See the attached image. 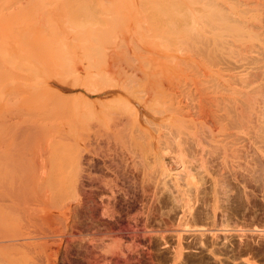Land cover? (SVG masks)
Returning a JSON list of instances; mask_svg holds the SVG:
<instances>
[{
	"label": "rangeland",
	"instance_id": "374dc122",
	"mask_svg": "<svg viewBox=\"0 0 264 264\" xmlns=\"http://www.w3.org/2000/svg\"><path fill=\"white\" fill-rule=\"evenodd\" d=\"M98 1L86 0L57 19L33 15L28 29L17 31L18 39L31 36L30 45L25 39L17 40L26 43L23 47L17 46L15 38L8 45L19 52H13L12 61L10 49V56L7 46L1 49L11 64L0 59L7 64L0 65L11 71L6 67L0 73L9 75L0 80V264H210L206 250L215 239L221 254L234 264L242 258L264 264V161L255 160L254 180L261 196L256 189L248 194L242 185L225 180L213 217L210 185L191 148L180 143L176 118L167 113L179 91L197 93L196 79L210 68L209 57L205 60L202 50L195 53L192 48L196 37L182 25L175 29L167 17L172 11L164 13L178 3L157 0L162 16L158 9L140 11L146 0H119L124 2L120 9L119 2L105 0L112 10L99 6L92 15ZM147 1L156 8L154 0ZM166 1L174 5L166 6ZM89 4L92 11L85 14ZM114 4L119 10L112 14ZM175 8L191 12L184 11L188 4L183 10ZM71 10L80 22L73 21ZM81 13L85 18L89 14L88 19ZM53 20L59 22L57 33ZM40 36L42 43L37 41ZM184 81L188 88L180 90Z\"/></svg>",
	"mask_w": 264,
	"mask_h": 264
},
{
	"label": "bare ground",
	"instance_id": "6f19581e",
	"mask_svg": "<svg viewBox=\"0 0 264 264\" xmlns=\"http://www.w3.org/2000/svg\"><path fill=\"white\" fill-rule=\"evenodd\" d=\"M54 1L55 0H0V32H3V33H0V39L1 40L3 39L0 42L1 43L0 45L1 46L3 45V47L0 48V56H1V54H3L2 55L3 58H1L2 57L1 56L0 59L9 60L8 64H11L10 59H11V61L14 60V58H13V57H15V56H13L14 53L17 54L19 52H17V50H15V52H14L13 51L14 47H8V45L11 46L12 42L14 43L15 38H16L15 42H16L17 46H18V44H20L17 42V40L18 41L21 40V38L20 39L17 38V36H18L17 31L19 30L20 27L26 28L29 25L30 20H33L37 14L43 15L44 17L45 16L50 17L52 15H55L54 17L53 16L52 17L54 19H57V16L60 12H62V14H63V12L67 13L68 9H72V8L77 7V6H80L86 0H56L57 2L55 1L56 3H53ZM87 1H89V0H87ZM109 1L107 3H109ZM114 1H116L117 3L119 2L118 3L120 6L119 9L122 8L120 5V3L122 1H119V0L118 1L114 0ZM114 1L111 0L112 3ZM123 1L125 2V0H123ZM140 1H138V3H140ZM143 1L144 0H142V2ZM149 1H151V2L155 1L153 4L156 3V8H154L155 6L154 5L152 6V4L150 2L148 3V1L146 0L143 2V4L147 2L146 4H149V7L152 6L153 8L152 7L146 8V6H148V5L145 4V5H142V7L140 6L141 7L140 11H142V8L145 7L143 9V11L145 10L147 12V10L149 9L148 10V12H149L151 9H153L157 13V9H158V14H159V12H160V14L163 13V12L161 13V11L164 9L162 8V6H160L162 3L157 2V0H154V1L149 0ZM172 1L171 2L169 1L170 3L166 1V3L164 5L169 3L168 5H166V6H169L171 3L175 2V3H178V5H176V4L174 5V3H173L174 6L173 7L171 6V8L174 9L177 6L176 8L179 7L178 9H182L183 7H185V5L187 6V4H188L189 8L185 9L184 11H186V10L190 11L191 10V12H189V14L188 13L184 14L182 11L183 9L181 10L182 12H179V10H177L176 8H175L176 12L173 11V9H171V10L165 9L164 13H167V14H169L171 11H172V13L175 12L173 14L172 13L169 14L168 16L166 15L167 17H170L169 19H171V20L167 19L166 16H165L166 17L165 19L169 20L170 22L172 21L171 24H176V26H175L176 28L174 27L175 29L178 30L179 27L182 25L181 27L186 29L187 33H190V35L194 36L193 39H195V37H196L195 41L193 42L192 48L193 49L195 48V53L199 52V50H202L200 52H201V54H203V52H204V55H201V56L206 58L205 60H207V57H209V59L207 61H208V63L210 62L209 63L210 68H209V72H207V75L206 74H205L206 76L204 75L205 77H203V74H202L201 76L203 78H200V79L197 78L196 79L195 82H197L196 86H198L197 87L198 89L196 88L195 90H198L197 93L194 92L193 94H191V92L188 91V89H186V87L188 88L187 84L189 82H187V80H185V78H184V80L187 82V84L185 85V81H184V85L181 84V87H180L181 89L178 86L177 87L180 90H182V88H183L182 86H185V89L187 90V92H190V94L189 95L186 94L187 92H184V91H186V90H184V91H179L180 92V93H178L179 95L178 94L176 95L177 92L175 93V90H174V92H173L174 95H172V96L173 97L175 95L177 96V100L175 99L176 96L174 98V100L176 102L175 107L172 108V106L174 104H172L170 106V104L173 103L174 100L170 99L172 96L171 97L168 96L169 100L172 101V102L168 101V103H170L169 106L172 108V109L170 108L172 111L168 110L167 113L172 112L171 114L173 116L170 114H168V115L172 116L173 118H176L174 124L178 123V125L176 124V128L178 127V130H177L178 133L177 134H178V137L180 136L179 138H181L180 143H182L183 145L186 144V145H188V148L189 147L191 148L190 151H192V155L195 158L194 160L196 161L198 168H200L202 170L205 181L207 182V184L210 185L211 194L209 197V201L211 202V205H210L211 215L213 217H215L217 214V207L219 204L218 202H220L219 198H218L219 197L218 193L222 191V189H221V188H223L222 184L225 180H227V182L228 181H232L234 183L236 182L240 186L242 185V187H241L242 191L244 190V192L248 193V194L255 192V189L257 190V192H260V190H258V189H261L260 185L257 184L254 180V172H255V168H256L255 160L257 159V161H259V160L264 161V0H205V1L196 0V2L194 0H190L189 1L190 3H187L185 0H184L185 1L184 2L182 0V3L183 4L185 3L184 6H182V4L179 5V2H180L179 0L178 1L175 0L173 2ZM94 2H95V0H94ZM99 2H100V0L97 2V5H98L97 8H96V4H95V7L93 4L92 8H96L95 9L96 11L93 10L94 13L92 12V15L95 14V12H98L97 9L100 8L99 6H101V8H100L101 11L103 9L105 11H108L107 8H108V6H110V4L106 7L107 4L105 3V0H104V4H103V0L101 1V4H99ZM124 2H122V3H124ZM193 2H194V4H192ZM157 3L160 5H157ZM85 4H88V3L85 2ZM85 4H84V6L86 7ZM189 4H191L192 6ZM140 5H141V3H140ZM88 6L90 7L88 9H86L84 7L86 10L83 9V7H82L85 14L88 12L89 9H90V11H92L90 4ZM166 6H165V8H166ZM112 7H114L112 14L116 13V12H114V10L118 12L119 9L118 10L116 9L117 6L115 7V4ZM140 7H138V10L140 9ZM110 8H111V6L109 7V10H110ZM77 9H78V7H77ZM77 9L75 10V12H81V10H82L81 9L80 11L79 10L77 11ZM100 9H99V11H100ZM167 9H168V7H167ZM65 10H67V11H65ZM111 10H112V8H111ZM71 12H72V10L69 12L70 15L74 13V12L73 13H71ZM120 12H123V11H120ZM153 12L151 11L149 14L152 13V15H154ZM84 13H81V14H83L82 16H84ZM90 14H91V12H90ZM33 15H35V16H33ZM68 15L69 14H67V16ZM128 15H130V13ZM146 15L148 16V14H146ZM64 16H65V13H64ZM74 16H75V18L77 16L80 17V15H78V13L77 14L74 13ZM82 16H81V18H83ZM88 16H89V14L86 15V18L84 16L83 19H88L87 18ZM109 16H110V14H109ZM147 16H145V17H147ZM156 16L157 15H155V17ZM162 16H163V14H162ZM49 17H47L48 23H50ZM58 17H60V15ZM111 17L113 18L114 16L111 15ZM121 17H123V16H121ZM43 18H41V19H43ZM64 18H63V20H64ZM75 18L73 21L76 22L78 20L77 22H80L78 18H76V19ZM81 18H80V20H81ZM137 18H139V17H137ZM157 18H159V17H157ZM157 18H155V19H157ZM61 20H62V18H61ZM117 20L118 19H116L115 21H117ZM122 20H124V19H122ZM127 20L128 19H126L125 21H127ZM41 21L42 20H40V22ZM112 21H114V20H112ZM37 22L39 24V19H37ZM55 22L53 20L54 24H55ZM108 22L109 21H107V23ZM164 22H165V20H164ZM167 22H166V26L169 24ZM31 23H32V21H31ZM144 23H145V21H144ZM146 23H147V21H146ZM146 23H145V25H146ZM41 24L44 25V22ZM65 24H67V23H65ZM74 24H76V23H74ZM177 24H178V26H177ZM59 25L61 26V23ZM77 25H78V23H77ZM91 25H93V24H91ZM150 25H152V23ZM49 26H51V25L49 24ZM93 26H89V28L93 27ZM51 27L53 29L56 28V30L58 28L56 26V24H55V27H53V26H51ZM51 27H48L50 29H48V28L47 29L49 31H51ZM64 27H65V25H64ZM21 28H20V31L23 30L25 32L26 29L22 28V30H21ZM45 28H46V26H45ZM27 29H28V27H27ZM39 29H40V27H39ZM64 29H66V27ZM93 29H95V28H93ZM167 29H169V28H167ZM170 29H171V26H170ZM45 30L42 29L41 34H43L42 32ZM20 31H19V33H20ZM55 31H53V32H55ZM57 31H59V30H57ZM57 31H56V33H57ZM182 31H184L186 33L185 30H182ZM22 32L19 35H22ZM34 32H36V31H34ZM47 32H46V36L48 35ZM62 33L64 34V32H62ZM185 33H183V34L185 35ZM191 33H193V34H191ZM28 34L31 35L32 33H28ZM38 34L40 35V32ZM38 34H37V36H39ZM54 34L55 33H53V35ZM63 34H61V35H63ZM24 35L26 37V34H24ZM24 35H22V40L26 41L27 39L23 38ZM53 35H51V36H53ZM59 35L60 34H58V36ZM186 35L189 38L191 37V36H188L189 34H186ZM56 36H54V37H56ZM41 37L42 36H40L38 38L39 40H37V41L43 40V39L40 40ZM182 37H180V38H182ZM30 38H31V36L29 37V39ZM43 38H44V35H43ZM60 38L62 39V37H60ZM33 39L34 38H32V40ZM170 39H171V37H170ZM170 39H169V41H170ZM185 39H186V37H185ZM22 40H21V42H22ZM28 40H27V42H29V44H27V45H30L31 40L30 41H28ZM48 40H50V39H48ZM48 40H46L47 43H48ZM183 40H182V42H183ZM54 41H56V40H54ZM2 42L5 44V46ZM178 42H181V41L179 40ZM187 42H189V41H187ZM32 43H33V41H32ZM37 43H39V42H37ZM41 43H42V41H41ZM45 43L46 42L44 41L42 45H44ZM185 43H186V41H185ZM21 44H20V46L23 47V45H25L26 43L22 44V45ZM34 45H36V43ZM6 46L8 49L6 48ZM20 46H19V48H20ZM165 46H167V45H165ZM168 46H169V44H168ZM186 46L191 47L189 45H186ZM15 47H16V45H15ZM27 47L28 46L24 47V49ZM172 47H173V45H172ZM176 47H177V45H176ZM176 47H175V49H176ZM182 47L180 49H185ZM2 48L7 49V51H5V53L7 52L6 55H8V56L11 55L12 58L8 59L9 57H6L5 53L1 52ZM36 48L37 47H35V49ZM177 48H179V47H177ZM4 49H3V51H4ZM9 49H10V52H9ZM189 49L191 50V48H189ZM193 49H192V51H194ZM28 50H30V49H25L26 52H28ZM180 51H182V50H180ZM8 52L10 53V55ZM188 53H186V54H188ZM199 53L197 55H200ZM25 54H27V53H25ZM170 54H172V53H170ZM21 55H23V54H21ZM183 55H184V53L182 54V56ZM206 55H207V57H206ZM185 57L186 56H183V58H185ZM23 59H24V57H23ZM195 59H196V56H195ZM6 60L4 61V63H6ZM19 60H20V58H19ZM19 60H16L17 65H18ZM191 61H193V60H191ZM16 62H13V63H16ZM0 63L2 65H7V64H3V60H0ZM20 63H22V62H20ZM197 63H199V62H197ZM200 63H201V61H200ZM2 65H0L1 68L3 67L0 70V73L3 72L2 74H4L6 67L9 68V70L11 71L10 66L4 67ZM203 66H205V65H203ZM206 66H208V65H206ZM15 68H17V67H15ZM206 69H208V67ZM7 70H6V73H7ZM13 70H15V69H13ZM18 71H19V69H18ZM52 71H54V70H52ZM199 71L200 70H198V72ZM204 71H207V70H204ZM30 72H31V70H30ZM30 72H29V74H30ZM194 72H195V70H194ZM36 73H38V72L36 71ZM13 74H14V72H13ZM33 74H34V72H33ZM62 74H61V76H63ZM56 75L59 76V73ZM189 75H188V77H189ZM4 76L7 77L9 75H7V76L4 75ZM4 76H2V77L4 78ZM49 76H47V78ZM52 76H55V75H52ZM61 76H59V77H61ZM2 77L0 78V80H3ZM196 77H198V76L196 75ZM50 79L48 78L49 81H50ZM68 79L71 80V78H67V80ZM72 79H74V78H72ZM186 79H187V77H186ZM4 80H3V82H4ZM61 80H59V81H61ZM64 80H66V79H64ZM179 80H181V79H179ZM194 80H195V78H194ZM66 81H65V83H67ZM192 81H193V79H192ZM45 82H47V81H45ZM69 82H71V81H69ZM39 84H41V83H39ZM195 84H194V86H195ZM44 86L45 87L48 86V83H46ZM46 88H48V87H46ZM179 89H177V90H179ZM181 92H184L186 95H183L184 93H181ZM0 93H1V90H0ZM166 93H168V92H166ZM167 95H169V94H167ZM163 98H164V96H163ZM164 101H166V100L164 99ZM150 106H151V104H150ZM172 117H171V119H172ZM183 148H184V146H183ZM184 158H186V157H184ZM158 162H159V160H158ZM161 168L164 171L163 172L161 170L163 172L162 174H164V173H166V171H168V170H166L164 164H161ZM167 174L168 173H166V175ZM217 175H218V177H217ZM253 189H254V191H252ZM255 194L257 195L258 193H255ZM260 196H261V192H260ZM258 200L263 201L261 199V197H260V199L258 198ZM262 203H264V202H262ZM263 205L264 204H262V206ZM212 239H214V238H212ZM210 243H211L210 247H208L206 250V253H207L206 255L209 258L210 264H234V262H233L234 259H231L227 256H223L221 254L220 247H219L216 239ZM179 255H180V251H176L175 258L178 257ZM176 259H178V258H176ZM176 259H175V261H176ZM241 261H242L241 264H255L254 262L250 261L248 258H242Z\"/></svg>",
	"mask_w": 264,
	"mask_h": 264
}]
</instances>
